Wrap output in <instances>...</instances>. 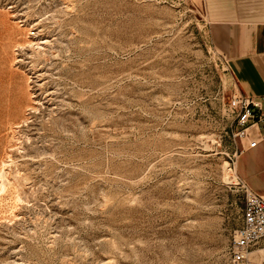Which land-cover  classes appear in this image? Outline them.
I'll list each match as a JSON object with an SVG mask.
<instances>
[{
  "label": "rangeland",
  "instance_id": "1",
  "mask_svg": "<svg viewBox=\"0 0 264 264\" xmlns=\"http://www.w3.org/2000/svg\"><path fill=\"white\" fill-rule=\"evenodd\" d=\"M208 24L202 0H0L25 101L0 108V264H238L244 92Z\"/></svg>",
  "mask_w": 264,
  "mask_h": 264
},
{
  "label": "crops",
  "instance_id": "2",
  "mask_svg": "<svg viewBox=\"0 0 264 264\" xmlns=\"http://www.w3.org/2000/svg\"><path fill=\"white\" fill-rule=\"evenodd\" d=\"M212 42L226 55L241 90L264 102V0H202ZM259 142L250 146V139ZM248 139L237 159L242 181L264 195V137Z\"/></svg>",
  "mask_w": 264,
  "mask_h": 264
},
{
  "label": "built area",
  "instance_id": "3",
  "mask_svg": "<svg viewBox=\"0 0 264 264\" xmlns=\"http://www.w3.org/2000/svg\"><path fill=\"white\" fill-rule=\"evenodd\" d=\"M232 104L238 109V134L250 139L259 131L264 137V102L243 93L237 95ZM249 142L250 146H255L259 139L256 136ZM244 185L247 194L243 219L234 234L231 254L238 264H250L251 254L256 251L258 253L256 264H264V195L251 190L245 183Z\"/></svg>",
  "mask_w": 264,
  "mask_h": 264
},
{
  "label": "bare ground",
  "instance_id": "4",
  "mask_svg": "<svg viewBox=\"0 0 264 264\" xmlns=\"http://www.w3.org/2000/svg\"><path fill=\"white\" fill-rule=\"evenodd\" d=\"M24 104L23 88L16 84L14 73L11 72L8 74V79L6 77H0V108L9 116L15 108L22 107ZM12 121L14 120L12 119ZM7 179V173L3 168L0 171V184L2 190L6 187ZM252 254L254 257H258L257 252L254 251Z\"/></svg>",
  "mask_w": 264,
  "mask_h": 264
}]
</instances>
